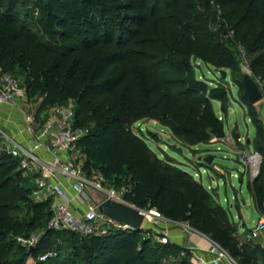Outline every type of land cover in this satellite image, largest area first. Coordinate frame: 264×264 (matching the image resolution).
Listing matches in <instances>:
<instances>
[{"label":"trees","instance_id":"1","mask_svg":"<svg viewBox=\"0 0 264 264\" xmlns=\"http://www.w3.org/2000/svg\"><path fill=\"white\" fill-rule=\"evenodd\" d=\"M45 3L43 33L50 40L42 42L27 25V11L35 4L0 0V77L8 75L19 80L25 75L24 68L18 67L21 60L32 56L33 71L38 53L46 55L51 60L53 82L42 89L38 113L68 100L83 107L87 116L81 121L74 112V125L94 124L96 128L78 144L87 166L98 168L105 180H125L122 199L127 204L156 211L165 220L187 224L239 264H260L264 250L258 255L246 245L238 246L236 228L210 191L179 166L172 165L169 158L157 157L144 139L126 128L127 122L120 114H113V109L107 110L103 104L92 107L98 98L110 97L115 104H136L135 121L158 123L190 145L220 138L223 124L214 103L225 114L230 94L223 87L213 88L198 80L191 61L197 59L217 69H230L233 79L237 63L223 45L227 32L213 27L216 13L209 1ZM216 5L233 32L234 44L251 58L250 69L261 82L264 94V0H216ZM237 87L259 146L264 142V125L254 105L244 97L242 83ZM200 168L210 170L203 162ZM21 176L17 162L1 154L0 264H23L26 253L36 264H49L61 254L63 257L56 264H73L75 258L70 253H60L73 244L86 253L80 264H161L165 257L178 251L169 243L139 242L141 231L80 237L66 230H48L51 201L34 202L32 180L27 178L29 186H19ZM248 191L257 214L264 215V170L248 185ZM19 204L28 206V220L15 217ZM34 233H42V237L33 248L18 242ZM49 251L55 252L56 257L39 262L38 257ZM176 264L189 261L185 258Z\"/></svg>","mask_w":264,"mask_h":264},{"label":"rangeland","instance_id":"2","mask_svg":"<svg viewBox=\"0 0 264 264\" xmlns=\"http://www.w3.org/2000/svg\"><path fill=\"white\" fill-rule=\"evenodd\" d=\"M18 1L25 3L33 2L35 4L33 8L27 11V17L29 18L27 25L38 37H40L42 42L50 40V37L44 36L43 33L46 0ZM207 1H209L213 11L216 13V15H214L215 21L213 27L227 32L222 39L224 43L223 45L233 54L237 63L236 73L233 79V72L230 69H217L213 65L197 59H192L191 61L195 77L198 80L206 82L213 88L223 87L224 89H227L230 94V100L225 114H221L218 108L219 104L214 103L216 114L223 124V134L220 138H213L208 142L190 145L184 140L174 136L169 129L158 123L148 120L135 121L134 112L138 108L136 104H115L110 97L98 98L92 107L97 104H103L105 109H113V114H120L124 121L127 122L126 128L133 134L144 139L157 157L160 159L169 158L172 165L179 166L182 170L190 174L195 181L199 182L204 188L210 191L219 203L216 195V192L218 191L221 202V204H219L226 211L229 223L237 230L235 240L238 246L246 245L250 247V249L256 251L259 255L261 254L262 248L253 242H248L244 237L243 231L246 227L251 228L256 223L257 211L252 196L248 191V185H250L254 178L264 170V142L259 146L256 145L257 139L255 129L249 119L246 107L240 100L237 85L242 83L244 75H248L253 81H255L260 90L262 89V84L252 74L250 69L251 58H249L241 48L234 44L233 32L220 15L221 12L216 5V0ZM52 42L54 43V41ZM67 44L71 45L69 42ZM32 62L33 57L30 56L24 61L21 60L18 64V67H23L25 71L24 77H20L18 80L23 95L18 107L15 109L1 107L0 109L10 117V122L14 124L12 125L10 123L12 129L15 128V124L18 122L21 125L24 114L35 115L36 127L39 128V130H42L45 123L49 122L52 117L50 111L51 108L40 114L38 113V108L42 100V89L46 83L53 82V76L50 72L51 60L48 59L46 55L38 53V58L36 59L37 67L33 71ZM222 72L225 73V78L222 77ZM55 108H60L62 111L69 110L72 114L76 112L81 121L87 116V112L84 111L83 107L78 105L77 101L74 100H68ZM254 109L257 117L263 123L264 94L263 99L254 105ZM16 128L18 129V126ZM84 128H87L91 133L96 130L94 124H88V126ZM0 129L2 131H7L2 126H0ZM7 135H9V133ZM78 152V156L72 164L79 172V175L87 180L101 179L104 188L113 190L122 198V194L126 190V181L105 180L98 168L87 166V158L81 148H79ZM1 154L4 153H0V155ZM210 156L213 158L212 164L209 166L210 170L205 171L204 168L198 169L201 165L202 159ZM21 172L22 176L20 177V180L18 179V185L22 187L29 186V183L26 181L27 178L32 180V177H30L28 173ZM32 186L34 191L31 197L34 202L47 200L46 196L43 197L41 194L36 193L34 184ZM27 209L28 206L25 204H19L14 212L15 217L20 221H24V219L28 220L30 216H26ZM244 210L254 211V223L245 225L243 221V215L245 214ZM168 228H170V225L166 223L165 219L147 216L142 223L139 242L142 240L150 241L151 243L154 241L158 242V239L156 238L162 237L160 233H164ZM127 230L130 229H119L111 226V230L108 234L115 231ZM34 234H36L38 240L42 237V233ZM10 237L12 236L9 235V238ZM20 243L23 245L22 242ZM255 246L259 247L258 250L254 249L256 248ZM60 251V253L63 251H65V254L70 253L71 258H75L73 264H80L86 256V253L74 244L66 250L62 249ZM5 253L6 251H4L3 256H5ZM226 253L231 259L232 264H239L237 260L230 257L227 251ZM62 257L61 254L58 259L49 264H56V262L62 259ZM23 260V264H36L35 260L29 256L28 253L25 254ZM262 262H264V259L260 264H263Z\"/></svg>","mask_w":264,"mask_h":264},{"label":"built area","instance_id":"3","mask_svg":"<svg viewBox=\"0 0 264 264\" xmlns=\"http://www.w3.org/2000/svg\"><path fill=\"white\" fill-rule=\"evenodd\" d=\"M23 97L20 83L8 75L0 77V108L15 109ZM51 120L39 130L36 127L34 114H24L23 129L18 130L21 136L27 137L34 148L42 147L43 152L50 156L49 161L43 160L34 149H28L17 143L11 137L0 131V153L8 155L17 162L18 169L28 173L35 179L36 193L46 196L51 201V217L47 229L51 231L66 230L80 237L103 236L111 230V226L119 229H129L127 226L114 223L99 216L95 205L85 194L84 188L90 187L106 195L108 199L126 203L113 190L102 186V180H87L79 175L73 166V161L79 153L78 144L86 137L88 129L74 125L71 111L51 108ZM9 117V122H10ZM11 123V122H10ZM12 124V123H11ZM14 125V124H13ZM144 211V210H143ZM146 216L161 218L153 210L145 211ZM256 223L243 231L248 242H256L264 233V215L258 214ZM246 225L247 219L244 220ZM254 223V222H253ZM24 247L33 248L38 238L32 234L28 238H19ZM158 242L166 244L165 237H159ZM21 244V243H20ZM207 253L212 256V264H219L223 260L231 259L226 251L211 241ZM185 252L181 253L184 256ZM56 257L53 251L41 254L38 261L45 263ZM199 264H204L200 257H194Z\"/></svg>","mask_w":264,"mask_h":264},{"label":"crops","instance_id":"4","mask_svg":"<svg viewBox=\"0 0 264 264\" xmlns=\"http://www.w3.org/2000/svg\"><path fill=\"white\" fill-rule=\"evenodd\" d=\"M263 123H264V120H263ZM10 125L11 124L9 122L8 114L0 110V126L4 127V129L7 130V131H4V130L2 131L0 129V131L5 133L6 135L9 133L8 135L9 137H11L17 143L22 144L24 147L28 149H34L35 153L38 154L43 160L45 161L50 160V156L46 155L43 152L42 147H38L35 149L34 146L30 142H28L27 137H23L20 135L18 130L21 131L23 129V126H24L23 122L21 123L22 126L19 124V122L16 123L14 129H12ZM17 126H18V129L16 128ZM32 183L35 185L34 178H32ZM216 195H217V199L219 200V203L221 204L218 191L216 192ZM42 196L45 197L44 195ZM234 201H235V196H234ZM248 212L249 211L244 210L245 214L243 215V218H244L243 221L245 219L248 220ZM253 214H254V211H252V222L251 223H253L255 220ZM256 215L258 216L257 213ZM166 223L170 225V228L166 229L164 233H160V234L162 235V237H165L167 239V243L176 246L178 248V251L175 254H171L165 257L161 261V264H176L185 258L189 261V264H199L194 259L195 256L200 257L204 264H212L211 263L212 256L207 253V249L209 248L210 243H211L208 237L199 234L195 230L191 229L187 224H177V223H174L168 220H166ZM254 243L257 246H260L262 250H264V233L260 237V239ZM183 252H185V255L181 256V253ZM219 264H231V263L229 260H223Z\"/></svg>","mask_w":264,"mask_h":264},{"label":"water","instance_id":"5","mask_svg":"<svg viewBox=\"0 0 264 264\" xmlns=\"http://www.w3.org/2000/svg\"><path fill=\"white\" fill-rule=\"evenodd\" d=\"M222 77L225 78L224 72H222ZM242 85L244 97L251 105H255L263 99V94L259 86L248 75L243 76ZM212 161L213 158L211 156L202 159V162L208 166H211ZM84 192L95 205V211L99 216L114 223L127 226L133 231H140L142 229V223L146 216L145 211L137 209L127 203L108 199L106 195L90 187H85ZM251 222L252 211L249 210L247 223L250 224Z\"/></svg>","mask_w":264,"mask_h":264}]
</instances>
